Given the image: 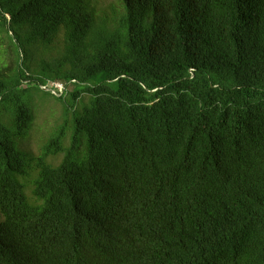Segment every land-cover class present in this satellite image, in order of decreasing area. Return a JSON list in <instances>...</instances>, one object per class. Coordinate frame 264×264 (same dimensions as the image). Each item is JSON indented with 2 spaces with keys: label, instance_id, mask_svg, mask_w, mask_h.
<instances>
[{
  "label": "trees",
  "instance_id": "1",
  "mask_svg": "<svg viewBox=\"0 0 264 264\" xmlns=\"http://www.w3.org/2000/svg\"><path fill=\"white\" fill-rule=\"evenodd\" d=\"M5 44L0 264H264V0H0Z\"/></svg>",
  "mask_w": 264,
  "mask_h": 264
},
{
  "label": "rangeland",
  "instance_id": "2",
  "mask_svg": "<svg viewBox=\"0 0 264 264\" xmlns=\"http://www.w3.org/2000/svg\"><path fill=\"white\" fill-rule=\"evenodd\" d=\"M97 1L104 6L108 4L118 6V0ZM5 50L6 44L0 46V56L4 57ZM45 87L48 88L46 89L47 92L39 90L34 86V89L30 90V95L25 97V101H28L35 109V120L29 135L22 142L21 146L23 149H30L35 153L40 152L41 145L47 140L56 126L63 121L65 103L58 100L51 93L62 94L65 91L64 85L59 82H52ZM72 88L73 85L69 84L68 90L70 91ZM17 146L20 147L19 143ZM62 159L63 155L61 154L56 156L53 162L58 164Z\"/></svg>",
  "mask_w": 264,
  "mask_h": 264
}]
</instances>
